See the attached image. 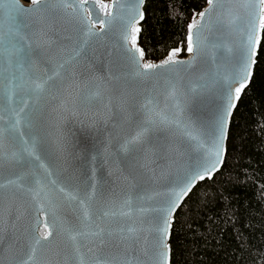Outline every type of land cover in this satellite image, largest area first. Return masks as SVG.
Here are the masks:
<instances>
[{
    "label": "water",
    "instance_id": "1",
    "mask_svg": "<svg viewBox=\"0 0 264 264\" xmlns=\"http://www.w3.org/2000/svg\"><path fill=\"white\" fill-rule=\"evenodd\" d=\"M19 4L31 11L19 12L12 0H0V184L5 185L0 187V264H22L35 244L37 221L45 218L53 236L37 247L38 264H80L81 259L84 264L98 259L104 264H157V210L168 206L186 175L217 142L222 86L246 50L258 9L246 8L244 0H219L201 19L200 13L211 7L207 0L188 24L187 37L194 22L202 26L199 48L185 56L174 48L159 60L145 55L141 63L161 64L178 50V63L145 75L123 38L134 0H115V7L114 0ZM145 5L146 0L140 29ZM234 17L239 19L229 24ZM191 31L195 41L197 30ZM137 46L143 49L139 36ZM21 65L25 73L43 77L56 69L60 75L40 95L29 94L17 89ZM21 96L27 102L22 112ZM236 107L225 128L223 164ZM17 118L19 133L11 129ZM143 127L148 129L143 142L124 150ZM223 164L211 177L197 180L192 190ZM18 177L23 178L20 186L8 183ZM180 206L166 240L169 264ZM100 229L101 236L91 235ZM76 231L89 233L79 238L78 252L69 239V232Z\"/></svg>",
    "mask_w": 264,
    "mask_h": 264
},
{
    "label": "trees",
    "instance_id": "2",
    "mask_svg": "<svg viewBox=\"0 0 264 264\" xmlns=\"http://www.w3.org/2000/svg\"><path fill=\"white\" fill-rule=\"evenodd\" d=\"M29 1V0H27ZM207 0H146L148 59L187 55L188 24ZM171 264H264V31L254 74L233 113L223 167L175 214Z\"/></svg>",
    "mask_w": 264,
    "mask_h": 264
},
{
    "label": "snow or ice",
    "instance_id": "3",
    "mask_svg": "<svg viewBox=\"0 0 264 264\" xmlns=\"http://www.w3.org/2000/svg\"><path fill=\"white\" fill-rule=\"evenodd\" d=\"M30 3L35 6H39L41 4V0H30ZM47 0H45V4ZM144 0H134L135 6L131 8V14L128 16L125 21V34L124 40L128 42L130 45L128 47V52L130 53V58L132 61L139 67L141 70V74H150L154 72L156 69H159L168 65H175L178 63L174 57L177 54L178 50H173L172 53L165 59L161 64H153V63H141L143 60L145 53L142 48L137 46V39L139 33L141 31L139 24L140 20H143V12L140 10L143 5ZM219 0H208V4L211 6L209 9H206L204 12L200 13L201 19L205 17L206 14H210L213 9L217 6ZM12 4L15 7V10L19 12L31 11V9H25L22 5L19 4V0H12ZM71 7L72 5H68ZM115 0L113 7H115ZM244 6L247 8L248 6H252L253 8L258 9L256 15L258 16V24L252 25L250 31L247 34V45L246 50L243 51L240 57L237 59V67L234 69L232 76L225 80L222 86V100H223V114L220 115L217 122L218 129V138L217 142L214 144L213 149L209 151L208 157L204 162H197L194 166L193 172L186 175L185 182L183 187L180 188L178 192H174L172 199L166 208L158 209L161 213L159 216L158 226L156 228L157 240L159 246V256L157 264H169V246L166 243L168 236L170 235L169 229L171 228V218L175 212V210L180 206V203L183 200V197L187 196L188 193L192 190V187L195 185L197 180L205 179V176L211 177L216 171L219 170L220 165L223 164L222 155L224 152L223 141L226 138L225 136V128L228 122V119L231 115L232 109L236 107V102L239 101L241 93L247 87V83L251 79L252 68L256 63L255 56L257 52V48L260 45V35L259 33L264 31V0H244ZM83 8V5H80ZM111 15V13H109ZM236 19L239 17H234L229 20V24H234ZM88 23V21H85ZM202 26L196 22L189 26L190 32L187 37V51L193 52L194 49H198L200 46L199 41V30ZM192 29L197 30V39L194 41ZM89 31H91L89 29ZM23 39L22 37L20 38ZM22 49L17 48V51H21ZM63 68L61 64L59 66ZM60 73L58 70L53 69L50 74H45L43 77L38 76L34 71H29L25 73L23 71V67L21 65L20 76L17 77L19 83L17 84V89L22 92H27L29 94L40 95L46 90V86L51 87L50 82L54 81L57 77H59ZM21 108L22 112L25 107H27V102L23 96H21ZM19 113H17L18 117ZM2 119V117H0ZM159 119L161 121L166 120V117L160 116ZM149 125L152 121L148 122ZM19 124L20 119L17 118L13 125H11V129L15 130L19 133ZM147 127L141 128L131 139H129L124 147V150L128 149L129 145L140 144L144 140L145 133L147 132ZM3 129L0 128V137H2ZM21 143L26 144L27 142L22 139ZM2 148V145H0ZM24 151H28L29 154H33L27 147L23 149ZM16 154L12 153L11 158H15ZM38 159V158H37ZM23 179L22 177H18L17 180L8 181L9 184H18V181ZM5 185L0 184V187H4ZM63 191V189H60ZM83 203V202H81ZM40 209L43 210V206H40ZM105 215H107L105 213ZM85 219H88V214L85 212ZM43 223V230L39 228V225ZM54 223V222H53ZM37 229H36V237L35 244L31 248L30 252L27 255V258L22 261V264H38L37 262V247L42 246L45 242H49L50 238L53 236V227L49 225L47 222V218L44 221H37ZM103 229L99 231L92 232L93 236H101ZM89 233L85 231H76L69 232V239L71 240L73 247L78 252L79 247V238L88 236ZM80 264H84L83 260H80ZM97 264H104L102 260H97Z\"/></svg>",
    "mask_w": 264,
    "mask_h": 264
}]
</instances>
